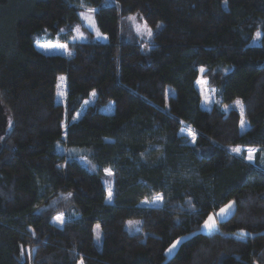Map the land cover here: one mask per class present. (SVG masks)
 Masks as SVG:
<instances>
[{
    "label": "trees",
    "instance_id": "16d2710c",
    "mask_svg": "<svg viewBox=\"0 0 264 264\" xmlns=\"http://www.w3.org/2000/svg\"><path fill=\"white\" fill-rule=\"evenodd\" d=\"M83 8L105 40L36 47ZM0 101V264H264V0H0Z\"/></svg>",
    "mask_w": 264,
    "mask_h": 264
},
{
    "label": "rangeland",
    "instance_id": "374dc122",
    "mask_svg": "<svg viewBox=\"0 0 264 264\" xmlns=\"http://www.w3.org/2000/svg\"><path fill=\"white\" fill-rule=\"evenodd\" d=\"M90 8H83V10L80 13V23L76 24L73 26L72 28V34L71 36H68L67 40L62 39L61 34L62 33H55L51 38L46 39V34H44L42 36L41 39H37L35 40V45L36 47L47 54H52V53H58V54H62V55H66L68 56L70 54V50L68 48V41H84L87 40L88 38L91 39H95V40H105V36L103 34H101L96 26L95 23V19H94V9H91L93 11H89ZM126 22L129 25V27L131 28L135 38L137 39V41L141 44L143 49H146L151 43H152V36H153V32L154 30H157L161 27V23H157L153 28L149 27L140 17L139 14L134 13V14H130L128 15V17H126ZM148 30H151V36H149ZM82 34V36H81ZM40 45H53V47L50 48H45V47H41ZM58 46H66V47H58ZM61 77H63V79H61ZM57 87H56V102L58 103H63L64 102V98H65V78L64 76L60 75L58 77L57 80ZM91 95H95L94 91L91 92ZM210 95L214 96V89L210 90ZM92 99V97H89ZM85 104L82 103L80 108L77 110V112H75L73 119H77L84 111L85 107H86V103L88 102V100H84ZM231 106L230 105H224L223 108L225 110L229 109ZM233 107L236 108L240 113H241V107L240 104H233ZM242 115V114H241ZM7 126H9V120L7 123ZM181 132L184 133L189 139H193V132L191 127L187 126V125H183L181 127ZM238 147H234L232 148V152L237 154L238 152L233 151V149H236ZM241 150V148H239ZM250 149H254L255 151L250 153L249 150ZM257 148L254 147H247L246 148V161L248 162H253L254 160V155L256 152ZM252 155V159L250 160L248 157L249 155ZM82 162H85L84 160ZM83 164V163H82ZM85 165V164H84ZM109 193V191H108ZM109 195V194H108ZM230 202H234V201H228L227 203H225L221 208H224L225 205L229 204ZM148 205H154L153 203L149 202L147 203ZM159 204V203H156ZM234 203H233V207L229 210L228 214L225 215L223 218H220L219 216H217V222L226 219L228 216H230V214L233 212L234 210ZM219 208L217 211L210 213L209 215H215L217 213H219V210L221 209ZM208 215V216H209ZM208 216L206 217L205 220H207ZM57 217H62L61 214H57L52 218V222L55 224H59L61 222V220H58ZM205 220L203 221V223L200 225L199 227V232H203V233H209L207 230L203 229V224L205 222ZM138 223L139 221L136 219L133 220H129L126 222V228L131 227V228H135L132 227L131 225L133 224V226H135L136 224L134 223ZM98 225H94V234L95 236L98 237L100 236V229L97 228ZM217 227V226H216ZM136 229V228H135ZM217 229V228H216ZM215 229V230H216ZM99 234V236H98ZM184 238L186 237H181L177 240L182 241ZM177 240H175L173 243H175ZM172 243V244H173ZM172 244L166 249L165 251V255L167 258H169L176 249H174L171 253L168 252V249L171 248ZM178 246V245H177ZM177 248V247H176Z\"/></svg>",
    "mask_w": 264,
    "mask_h": 264
},
{
    "label": "snow or ice",
    "instance_id": "6c2138e0",
    "mask_svg": "<svg viewBox=\"0 0 264 264\" xmlns=\"http://www.w3.org/2000/svg\"><path fill=\"white\" fill-rule=\"evenodd\" d=\"M89 11H93V10H89ZM149 36H151V30H148L147 33ZM82 36V34H81ZM261 36L260 32L256 33V37L259 38ZM41 47H45V48H50L53 47V45H40ZM58 47H66V46H58ZM203 71V70H202ZM61 79H63V77H61ZM237 104H240V101H237ZM241 111H243V109L241 108ZM244 125V121L241 120V126ZM233 151L235 152H239L240 149L236 148L233 149ZM254 149H250L249 152L252 153L254 152ZM250 160L252 159V155L250 154L248 157ZM109 175H111V173L109 172ZM70 195V194H69ZM109 199H111V192H109ZM163 200L162 196H157L153 201H151V203L156 204L159 203ZM144 203H149V201H144ZM233 203L234 202H230L229 204L225 205L224 208H221L219 210V213L215 214V215H209L207 220H205L204 224H203V229L207 230L209 233L213 232L216 229V224H217V216H219L220 218H223L225 215L228 214L229 210L233 207ZM58 220H62V217H57ZM97 228H99V225L97 226ZM241 235H247V233H244L243 231L241 232ZM99 236V234H98ZM181 243V241L177 240L175 243L172 244L171 248L168 249V252L171 253L174 249H176L177 245H179Z\"/></svg>",
    "mask_w": 264,
    "mask_h": 264
},
{
    "label": "water",
    "instance_id": "95a60500",
    "mask_svg": "<svg viewBox=\"0 0 264 264\" xmlns=\"http://www.w3.org/2000/svg\"><path fill=\"white\" fill-rule=\"evenodd\" d=\"M8 118L0 101V140L7 131Z\"/></svg>",
    "mask_w": 264,
    "mask_h": 264
},
{
    "label": "crops",
    "instance_id": "0c3cea01",
    "mask_svg": "<svg viewBox=\"0 0 264 264\" xmlns=\"http://www.w3.org/2000/svg\"><path fill=\"white\" fill-rule=\"evenodd\" d=\"M215 213V212H214ZM216 226H217V224H216ZM217 228V227H216Z\"/></svg>",
    "mask_w": 264,
    "mask_h": 264
}]
</instances>
